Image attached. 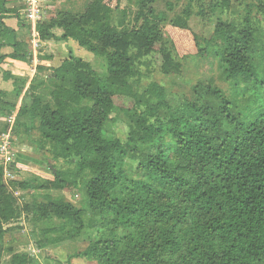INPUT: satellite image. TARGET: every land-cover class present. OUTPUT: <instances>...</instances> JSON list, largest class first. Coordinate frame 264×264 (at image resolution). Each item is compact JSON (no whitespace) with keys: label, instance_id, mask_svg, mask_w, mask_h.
<instances>
[{"label":"trees","instance_id":"obj_1","mask_svg":"<svg viewBox=\"0 0 264 264\" xmlns=\"http://www.w3.org/2000/svg\"><path fill=\"white\" fill-rule=\"evenodd\" d=\"M16 1L0 0V69L6 58L33 62V31L42 41L73 40L107 66L99 73L69 50L59 66H37L46 76L35 78L26 92L21 78L4 75L14 80L19 114L31 120L26 130L38 124L42 147L70 166L57 172L48 168L54 187L81 186L85 195L83 208L65 199L37 205L42 217L62 222L59 230L68 240L91 230L96 239L76 257L96 264H264V102L251 118L213 82L195 86L192 97L175 106L159 83L143 92L133 85L136 61L143 57L155 54L161 72L171 76L181 73L188 57L179 55L199 50L203 56L202 39L189 22L196 5L205 14V1L189 0L168 23V41L161 28L167 18L156 15L155 0H128L134 11L119 1L113 6L93 0L82 14L61 11L36 25L25 23L20 9L8 7ZM253 2L244 6L243 17L231 19L229 13L227 20L219 19L213 35L218 44L213 59L221 74L236 86L242 83L245 93L264 91L259 19L264 0ZM207 9L227 13L230 4L217 0ZM128 15L131 26H126ZM10 17L18 20V30ZM21 29L29 38L19 34ZM117 107L129 119L126 142L112 134ZM22 186L35 188L29 181ZM11 204L0 201V242L14 216ZM1 256L0 248V264ZM7 264L35 260L14 254Z\"/></svg>","mask_w":264,"mask_h":264},{"label":"rangeland","instance_id":"obj_2","mask_svg":"<svg viewBox=\"0 0 264 264\" xmlns=\"http://www.w3.org/2000/svg\"><path fill=\"white\" fill-rule=\"evenodd\" d=\"M92 1L44 0L42 18L43 20H48L51 14L61 11L82 14ZM118 1L121 7H127L129 11L135 10L130 8L132 5L128 0H107L113 6ZM204 1L206 3L204 7L205 14L202 16L200 14V5H196L194 16L189 22L194 33L202 39L201 43L204 46L203 56H201L199 50L179 55L180 57L188 55V57L182 60L184 65L181 73L171 76H166L161 72L160 61L155 54L143 57L136 61L138 71L133 80V85L139 92H143L151 83L157 82L167 90L169 104L175 106L180 101L183 102L185 99L191 98L195 86L206 87L213 82L214 86L220 88L228 98L237 102V111L245 112L244 114L252 118L257 112L256 106L261 104L260 101L264 102V91L256 89L257 91L249 90L245 93L242 83L236 86L233 81L227 80L221 74L218 60L215 61L213 59V53L218 52L216 50L218 44L215 43L213 35L219 19L227 20L229 13H231V19L233 17L241 18L245 15L244 6L255 2L253 0H225L230 4V11L221 13V11L213 12L207 9L210 4L215 3L217 0ZM188 3L189 0H155L152 8L155 10L156 15L162 14L167 18V21H163L161 26L165 40L168 41V23L179 16ZM9 6V8L16 7L17 9L24 7L21 1L12 2ZM22 19L25 20L24 18ZM259 19L262 20L260 23V35L264 38V18L261 16ZM15 20L18 21L17 19ZM15 20L10 17L9 23L15 26L17 24ZM126 20V26H131L132 17L128 15ZM25 23L28 22L25 20ZM57 31L59 32V30ZM60 32L62 31L60 30ZM26 33V29L19 30L21 36L29 38ZM55 45L59 44H56V41H50L49 44L43 45L39 43L38 46L33 48V54L35 53L33 59L38 60L35 61L37 63L32 62L35 69L33 71L31 67L16 63H9L7 67L0 69V91L7 94H4L3 97L0 96V132L2 133L0 146L5 136L9 134L13 141L12 149L15 154L14 160L10 165H6L0 158V185L3 186L0 201L2 203L5 200L10 201L14 211V216L5 224L7 231L4 239L0 242L2 264H7L14 254H28L34 258L35 264H96L84 258L76 257V254L82 253L89 246L91 240L96 239L94 235H91L90 229L84 230L76 240H68L66 233L59 230L62 222L54 216L42 217L41 211L39 212L38 210L37 205L46 204L49 200L60 199H65L74 206L83 208L85 207V195L81 186L78 188L73 187L70 191H63L54 187L52 175L48 168H52L57 172L66 170L70 166L64 160H53L49 146L42 147L38 124L26 130L25 127L31 125V120L19 114L21 100L14 93V80L4 79L6 73H13L18 78H21L20 80L24 85L22 92H26L31 83L37 82L35 78L39 75H36L38 70L35 65L39 66L46 62L40 57L49 55L53 57L55 63L56 61L61 63L68 56L69 47L62 46L59 48ZM7 50L5 49L3 52L11 51V49L10 51ZM75 54L89 61L97 72L103 73L106 71L107 66L104 58L95 56L84 48L75 49ZM174 56L179 60L176 54ZM50 64L48 61L44 65ZM42 90L44 89L40 88L39 92H44L47 96L46 99H49L48 91ZM120 109L117 107L111 114L114 119L111 124V130L114 137L126 142L129 138V119ZM73 160L77 161L76 159ZM129 162L135 167L138 166L137 161L129 160ZM26 181H29L35 188H24L22 185ZM48 186L50 187L48 188ZM87 221H90V217L87 218ZM52 240H57V242L52 243Z\"/></svg>","mask_w":264,"mask_h":264},{"label":"built area","instance_id":"obj_3","mask_svg":"<svg viewBox=\"0 0 264 264\" xmlns=\"http://www.w3.org/2000/svg\"><path fill=\"white\" fill-rule=\"evenodd\" d=\"M24 6L18 11L20 17L24 18L28 23L36 25L37 22L41 21L43 18V3L44 0H20ZM35 36V32H33ZM13 141L10 135H6L2 144L0 146V158L6 165H10L15 157L13 152Z\"/></svg>","mask_w":264,"mask_h":264},{"label":"crops","instance_id":"obj_4","mask_svg":"<svg viewBox=\"0 0 264 264\" xmlns=\"http://www.w3.org/2000/svg\"><path fill=\"white\" fill-rule=\"evenodd\" d=\"M8 7H10L9 5H8ZM16 21V20H15ZM16 30H18V26H17V24L14 26V25H12ZM57 30H55L54 31V33H56L57 35H60L62 32H60V30H59V32L57 31ZM33 32H35V31H33ZM33 32H32V45H33V47H36V46H38V44L39 43H41V44H43V45H46L47 43L49 44L50 43V41H42V40H40L39 38H37L36 37V33H35V36H33ZM35 41H37V42H35ZM56 44H59V45H55V46H57V47H59V48H61L62 46H67V47H69L70 48V50H72L74 53H75V49H77V48H81L75 41H73V40H69L68 42H64V43H61V42H56ZM58 48V49H59ZM5 49H8V48H3V50H5ZM3 50H2V52H3ZM7 51H10V49H8ZM12 52V50L10 51V52H6V53H11ZM4 53V52H3ZM5 53V54H6ZM69 53V52H68ZM35 54V53H34ZM35 61H38V60H36V59H34L33 60V63H37V62H35ZM5 65H4V63L1 65V68L2 67H7L8 66V64L10 63H16V64H22V65H24V66H26V67H31V68H33V64L32 63H25V62H22V61H19V60H13V59H11V58H6L5 59ZM51 64V66H54V67H57V66H59L60 65V63H58L57 61H56V63L53 61V59L51 60V61H49ZM60 62V61H59ZM45 63H48V61H46ZM44 63V64H45ZM28 64H31V65H28ZM41 65H43V64H41ZM38 66V65H37ZM37 66L35 65V68H37ZM7 69V68H6ZM32 71L33 70H35L34 68L33 69H31ZM38 70V69H37ZM35 72V71H34ZM37 72V74L36 75H39L37 78H44L45 76H46V73H41V72H39V71H36ZM12 75H14L13 73H11ZM40 75H42V77H40ZM15 76V75H14ZM9 80H11V79H9Z\"/></svg>","mask_w":264,"mask_h":264}]
</instances>
